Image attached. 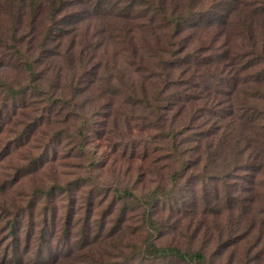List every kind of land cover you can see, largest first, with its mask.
<instances>
[{"label": "rangeland", "instance_id": "374dc122", "mask_svg": "<svg viewBox=\"0 0 264 264\" xmlns=\"http://www.w3.org/2000/svg\"><path fill=\"white\" fill-rule=\"evenodd\" d=\"M174 4L202 25L228 18L182 43L200 58L240 53L241 24L264 22L254 6L232 13L231 0L192 10L168 0L139 21L106 14L63 26L80 18L69 8L57 16L66 36L55 28L40 48L26 38L27 12L15 33L0 12V208L21 223L28 264H178L150 259V244L202 250L208 264H264V130L243 112L256 117L253 85L193 90L227 66L170 68L173 27L163 19ZM221 109L219 121L208 116ZM39 249L44 259L30 256Z\"/></svg>", "mask_w": 264, "mask_h": 264}, {"label": "trees", "instance_id": "16d2710c", "mask_svg": "<svg viewBox=\"0 0 264 264\" xmlns=\"http://www.w3.org/2000/svg\"><path fill=\"white\" fill-rule=\"evenodd\" d=\"M173 1L174 0H170V4H172ZM185 1L189 10H192L193 2L197 0ZM231 2L232 7L230 10L232 11V13L237 10V7L242 5L247 7L254 6V15H256L257 18L261 17V20L264 21V0H231ZM167 5L168 0H0V12L7 14L9 16V20H12V33H15L16 30H18V24L22 23L21 15L24 12H27L32 17V25L30 24L31 35L29 34L26 38H29V40L36 39V37L38 36L37 40L39 42V47L46 48L49 42L53 41L55 38V28L56 30H59V32L62 34V37L67 33L66 27H59L58 21H62V19L58 20L57 16L66 12L69 8H76V10H74L72 13L79 15L80 18L73 22L67 21V23L63 24V26L74 25L78 22H81L82 20L87 19V17L89 16L96 17L98 15L106 14L117 15L121 18H126V20L134 19L139 21L138 19L141 18L142 15H146V12L150 11L152 12V14L161 13L164 11V8ZM178 10V5L174 4L173 13L170 14L169 20H166V18L163 19L169 22L173 27V43H170V49L168 50L170 68L172 70H175L181 66H184L183 68H187L188 70L193 72L197 68L205 69L214 67L215 65L220 66L224 64L225 66H227L228 71L220 70V73L217 74V76H212V79L206 78L209 82V87H199L197 83L191 82V88H193V90L196 88H203L204 90L208 91V93L210 91V88H215L216 91L221 93V91L224 90L223 87L228 86L230 87L231 91L238 86L249 84L253 85V88H250L251 95L249 96L256 102V107L255 112H252L250 114H256V117L248 118L249 112L243 111L247 116V118L244 119H247L246 121L256 125L259 130H264V123H262L264 121L262 119L264 118V22H248L250 23V25H244V23L246 22L241 24L242 26H244L245 31L242 30L243 33L239 35L241 36V38H243V40L247 41V43L242 44V46L240 47V53H233L229 57L226 48V50H224L222 54L208 53L206 59L200 58L199 50H196V55H191L192 53H185V47H183L182 43L185 42L186 45L189 44L190 40L199 30L208 29L213 25H225L228 22V18L225 16L214 17L210 20V22L208 21L206 24L202 25L200 24V20L192 19L191 16H182L178 12ZM39 15L43 16V18L45 16L47 25H44L45 21L42 23L41 20L39 21L40 24L37 25V22L40 18ZM68 17H70V15ZM152 17L154 18V16ZM165 21H163L162 23H165ZM254 24H258L259 27H255ZM137 26L142 28L147 25H142V22L140 21L139 23H137ZM187 31L189 32L188 36H186L185 38H181L183 33ZM25 40L26 39L24 37H21L17 39L16 42L21 43ZM71 42H73V40ZM173 47L174 49L172 50ZM233 59L235 60V62ZM236 60L238 62L242 61L240 69L237 68L238 71L234 68L237 65ZM229 70H233L235 77L234 74L233 76H229ZM226 73H228V75ZM194 76L195 75L191 73V77ZM201 78H203V75H200L197 79L201 80ZM224 113V109H221L219 112L216 111L215 113H208V116L212 114V118L219 121V119L223 118V116L226 115ZM9 144L10 145H7L8 147H6V149L4 150L5 155H7L6 153L8 152V150L12 148L11 143ZM197 161L196 159H193V161L190 162L189 168L192 162L194 164ZM36 163V160L33 161L32 163H30L27 169L33 168L34 166H36ZM184 167L182 168L183 170ZM183 170L178 172L177 176H181L183 174ZM16 174L17 172L14 173L13 179L9 181L8 185H10L14 180L18 181L14 178ZM253 174L255 176V173H252V175ZM248 178L249 177L245 179ZM250 179L255 180V178L252 177ZM250 192L251 191L248 192V195L250 194ZM0 212V241L12 242L9 244L7 243V245H5L3 249L1 248L0 244V251L3 250V253L0 255V264H28L25 261V245L19 231V229H21V223H19L18 220L15 219V217L13 218L11 213L6 211L5 208H0ZM235 241L236 240L230 241V244L234 243ZM225 244L226 243L223 242L220 243L221 246ZM43 246L45 245H42V248ZM150 247V259L154 258L160 261L167 259L170 260V263L178 264H208L202 250H196L193 253H186L175 246L156 247L153 244H150ZM42 250L43 249H39L37 254H33L30 256H32L33 258L39 257L41 259L43 257L44 259ZM56 258L57 257L54 256L50 261H47L45 259L44 264H56ZM31 262L32 264H41L42 260Z\"/></svg>", "mask_w": 264, "mask_h": 264}]
</instances>
